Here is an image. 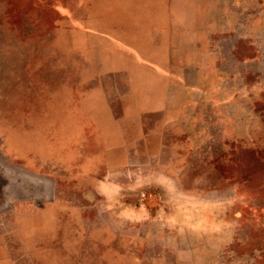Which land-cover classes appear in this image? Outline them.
Listing matches in <instances>:
<instances>
[{"label": "rangeland", "instance_id": "374dc122", "mask_svg": "<svg viewBox=\"0 0 264 264\" xmlns=\"http://www.w3.org/2000/svg\"><path fill=\"white\" fill-rule=\"evenodd\" d=\"M167 3L0 0V264H264V0Z\"/></svg>", "mask_w": 264, "mask_h": 264}, {"label": "crops", "instance_id": "0c3cea01", "mask_svg": "<svg viewBox=\"0 0 264 264\" xmlns=\"http://www.w3.org/2000/svg\"><path fill=\"white\" fill-rule=\"evenodd\" d=\"M173 0H168L167 7L169 11L170 3ZM166 10H160L162 17L165 22L167 20L166 28L167 30H172V23L167 16ZM166 13V14H165ZM162 18V19H163ZM163 32V31H162ZM150 31L147 35L146 42L140 47V55L143 56V50L145 51L146 57L142 58V62H145L142 72L140 71L139 78L146 81L144 86H138V89H142L141 93L146 96H155L153 99L157 108L161 110L171 109L168 107L167 102L164 100L166 96H170L174 93V89L170 84V81L173 79L175 65L171 63V42L169 39L164 37L161 33L157 35V40L155 34ZM169 34V33H168ZM151 39V40H150ZM152 51V54H147ZM146 59V60H145ZM147 64V66H146ZM140 92V91H139ZM162 100V105L160 107V101Z\"/></svg>", "mask_w": 264, "mask_h": 264}]
</instances>
